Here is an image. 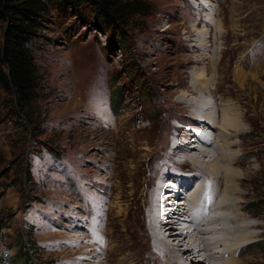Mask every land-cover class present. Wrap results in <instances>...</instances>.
<instances>
[{"label": "rangeland", "instance_id": "1", "mask_svg": "<svg viewBox=\"0 0 264 264\" xmlns=\"http://www.w3.org/2000/svg\"><path fill=\"white\" fill-rule=\"evenodd\" d=\"M140 1L125 55L94 24H44L33 50L46 99L31 125L8 112L0 89V264H72L75 250L96 245L124 252L125 194L144 206L148 166L172 172L166 147L211 127L177 104L188 91L189 107L204 96L216 114L211 146L228 139L246 154L239 197L262 225L249 249L259 258L244 264H264V0ZM196 79L207 82L202 95L191 92ZM226 108L240 115L239 132H221Z\"/></svg>", "mask_w": 264, "mask_h": 264}, {"label": "bare ground", "instance_id": "2", "mask_svg": "<svg viewBox=\"0 0 264 264\" xmlns=\"http://www.w3.org/2000/svg\"><path fill=\"white\" fill-rule=\"evenodd\" d=\"M202 1L204 4L208 3ZM202 80L196 79L191 85V92L204 94L202 85L207 82ZM210 95H213V92ZM203 97L195 99L191 104L196 105L192 108L184 95L178 98L177 104L186 105L189 109V115L186 117L191 118L195 126L210 124L211 127L203 132L198 130L197 137L193 140L166 147V153L162 154L166 158H177L176 162L174 161L177 166L172 168L175 173L168 169L163 171L161 168L162 174L157 176L160 169L148 166L152 177L148 183H154L155 187L146 191L144 206L140 205L139 199L129 200L125 194L126 205L119 209L123 218V232L130 241V246H126L124 252L118 253L123 255L118 260L119 264H244L246 260L254 262L255 258H259L257 252L249 249L259 243L256 242L258 233L255 229L262 224L249 220V211L244 206L246 200L239 197L245 176L243 177L236 166L246 164V160L242 159L246 154L239 157V152L233 151L235 143H230L228 139L224 144L218 139V146H211L215 141V133L211 129L219 127L215 125L216 114L207 111L213 107L205 102ZM223 112L227 113L229 110L226 108ZM240 121V115L234 113L229 116L227 113L221 125V132L231 127H235L239 132L240 127L237 125H241ZM154 161L155 159L150 164ZM186 166L192 167L194 173H185V168V171L181 170ZM140 173L138 169L136 176ZM136 176L130 179L134 181L133 185L139 186V176ZM168 176L171 178L168 179ZM155 178L158 182H155ZM220 184L223 185V191L219 189ZM122 191L125 192L124 187ZM185 193H189V206L187 202V207L183 210L176 208L174 202ZM91 248L95 249V252L91 253ZM115 251L116 248L112 244L108 249L109 253H105L103 248L97 245L87 246L83 248L82 254L75 250L71 262L118 264V254L115 255Z\"/></svg>", "mask_w": 264, "mask_h": 264}, {"label": "trees", "instance_id": "3", "mask_svg": "<svg viewBox=\"0 0 264 264\" xmlns=\"http://www.w3.org/2000/svg\"><path fill=\"white\" fill-rule=\"evenodd\" d=\"M142 5L140 0H0V89L7 95L8 112L31 125L37 105L46 99L33 50L45 23L61 25L75 18L80 24H94L125 55L124 30L143 12Z\"/></svg>", "mask_w": 264, "mask_h": 264}]
</instances>
